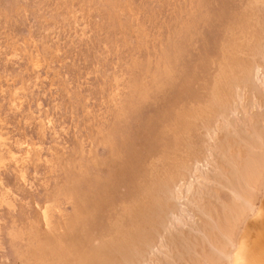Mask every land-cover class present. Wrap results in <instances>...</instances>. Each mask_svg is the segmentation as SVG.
<instances>
[{"label":"rangeland","instance_id":"rangeland-1","mask_svg":"<svg viewBox=\"0 0 264 264\" xmlns=\"http://www.w3.org/2000/svg\"><path fill=\"white\" fill-rule=\"evenodd\" d=\"M242 245L264 254V0H0V264Z\"/></svg>","mask_w":264,"mask_h":264},{"label":"bare ground","instance_id":"bare-ground-1","mask_svg":"<svg viewBox=\"0 0 264 264\" xmlns=\"http://www.w3.org/2000/svg\"><path fill=\"white\" fill-rule=\"evenodd\" d=\"M242 251H243V245L240 246V248L238 249L233 264H264V254L259 256H252V255L245 256L242 255Z\"/></svg>","mask_w":264,"mask_h":264}]
</instances>
